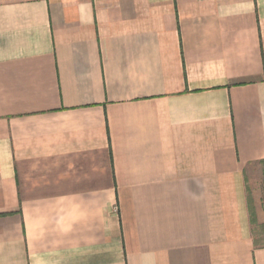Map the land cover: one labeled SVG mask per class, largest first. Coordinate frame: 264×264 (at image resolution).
Segmentation results:
<instances>
[{
    "label": "crops",
    "instance_id": "0c3cea01",
    "mask_svg": "<svg viewBox=\"0 0 264 264\" xmlns=\"http://www.w3.org/2000/svg\"><path fill=\"white\" fill-rule=\"evenodd\" d=\"M264 0H0V264H264Z\"/></svg>",
    "mask_w": 264,
    "mask_h": 264
},
{
    "label": "rangeland",
    "instance_id": "374dc122",
    "mask_svg": "<svg viewBox=\"0 0 264 264\" xmlns=\"http://www.w3.org/2000/svg\"><path fill=\"white\" fill-rule=\"evenodd\" d=\"M252 234L257 245H264V164L250 165L246 171Z\"/></svg>",
    "mask_w": 264,
    "mask_h": 264
}]
</instances>
